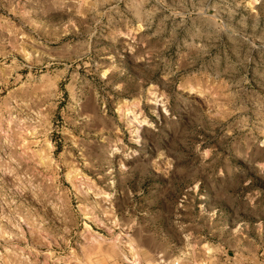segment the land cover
Returning a JSON list of instances; mask_svg holds the SVG:
<instances>
[{
    "label": "rangeland",
    "instance_id": "1",
    "mask_svg": "<svg viewBox=\"0 0 264 264\" xmlns=\"http://www.w3.org/2000/svg\"><path fill=\"white\" fill-rule=\"evenodd\" d=\"M249 251L264 255V0H0V264Z\"/></svg>",
    "mask_w": 264,
    "mask_h": 264
},
{
    "label": "crops",
    "instance_id": "2",
    "mask_svg": "<svg viewBox=\"0 0 264 264\" xmlns=\"http://www.w3.org/2000/svg\"><path fill=\"white\" fill-rule=\"evenodd\" d=\"M242 257H246L248 259V261H247L248 264H256L257 263L256 259L259 260V264H264V255H261V254L259 256H257L256 253L249 251V252H247L246 256H242ZM239 258L238 257L233 258L235 264L241 263Z\"/></svg>",
    "mask_w": 264,
    "mask_h": 264
},
{
    "label": "bare ground",
    "instance_id": "3",
    "mask_svg": "<svg viewBox=\"0 0 264 264\" xmlns=\"http://www.w3.org/2000/svg\"><path fill=\"white\" fill-rule=\"evenodd\" d=\"M204 248L206 250V256H208V257L211 256L214 250L208 245H206ZM126 258L128 259V257H126Z\"/></svg>",
    "mask_w": 264,
    "mask_h": 264
},
{
    "label": "built area",
    "instance_id": "4",
    "mask_svg": "<svg viewBox=\"0 0 264 264\" xmlns=\"http://www.w3.org/2000/svg\"><path fill=\"white\" fill-rule=\"evenodd\" d=\"M162 264H179V263H176V262H174V263H171V262H167V263H162Z\"/></svg>",
    "mask_w": 264,
    "mask_h": 264
}]
</instances>
